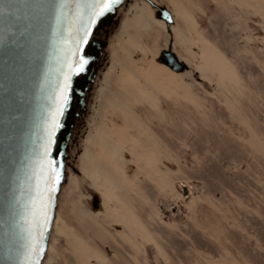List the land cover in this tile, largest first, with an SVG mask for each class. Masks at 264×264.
Here are the masks:
<instances>
[{
  "label": "rangeland",
  "instance_id": "1",
  "mask_svg": "<svg viewBox=\"0 0 264 264\" xmlns=\"http://www.w3.org/2000/svg\"><path fill=\"white\" fill-rule=\"evenodd\" d=\"M160 1L190 73L155 62L169 36L130 5L45 264H264V0Z\"/></svg>",
  "mask_w": 264,
  "mask_h": 264
},
{
  "label": "water",
  "instance_id": "2",
  "mask_svg": "<svg viewBox=\"0 0 264 264\" xmlns=\"http://www.w3.org/2000/svg\"><path fill=\"white\" fill-rule=\"evenodd\" d=\"M136 2L146 3L172 36L174 16L160 0H120L93 26L88 43L73 57L86 6L80 17L75 0H0V264H45L63 188L70 174L81 175L76 162L96 83L109 65L110 41L122 13ZM172 42L155 62L181 75L188 67L172 52ZM79 55L89 63L72 77L70 103L49 153L57 161L60 180L44 221L39 211L40 193L47 187L41 172L43 145L68 63ZM99 206L93 195L92 210ZM37 242L43 252L34 254Z\"/></svg>",
  "mask_w": 264,
  "mask_h": 264
},
{
  "label": "snow or ice",
  "instance_id": "3",
  "mask_svg": "<svg viewBox=\"0 0 264 264\" xmlns=\"http://www.w3.org/2000/svg\"><path fill=\"white\" fill-rule=\"evenodd\" d=\"M75 2L77 3V15L80 17L83 16L85 6L87 7V19L84 21L82 29H80L76 47L72 50L73 57H76L78 52H82L83 46L88 43L93 26L106 13L112 11L113 6L119 4L120 0H75ZM88 63V58L83 55H79L78 59H74L68 63V71L65 73L64 83L57 94L56 109L51 113L48 123L47 139L43 145L44 161L41 165L42 176L47 187L45 192L40 193L41 199L39 202V211L44 221L48 219V205L51 202L52 193L55 192V186L60 180V171L56 166L57 161L54 158H50L49 153L52 151V146L55 143L56 132L62 126L60 117L64 114L70 103L69 93L72 77L83 73ZM33 203L35 205L36 202L34 201ZM40 252H43V248L37 242L33 247V253L39 254ZM33 264H36V262L34 261Z\"/></svg>",
  "mask_w": 264,
  "mask_h": 264
},
{
  "label": "bare ground",
  "instance_id": "4",
  "mask_svg": "<svg viewBox=\"0 0 264 264\" xmlns=\"http://www.w3.org/2000/svg\"><path fill=\"white\" fill-rule=\"evenodd\" d=\"M139 3V5L140 6H142V7H144V8H146L149 12H150V14L152 15V17H153V12H152V10L150 9V7L146 4V3H141V2H138ZM171 13H172V11H171ZM172 15H173V13H172ZM174 16V15H173ZM159 24H161L163 27H164V29H165V25H164V23L163 22H161V21H158V20H156ZM171 31H172V33H173V29L171 28ZM159 66H161L162 68H165L166 70H168L166 67H164V66H162V65H159ZM168 71H170V70H168ZM171 72V71H170ZM57 222H58V213H57V217H56V220H55V223H54V226H53V230H52V233H53V231H54V229L56 228V226H57ZM51 237H52V235H51ZM50 241H51V239H50ZM49 250H50V245H49ZM49 250H48V252H49ZM48 255V254H47ZM47 258V257H46Z\"/></svg>",
  "mask_w": 264,
  "mask_h": 264
},
{
  "label": "flooded vegetation",
  "instance_id": "5",
  "mask_svg": "<svg viewBox=\"0 0 264 264\" xmlns=\"http://www.w3.org/2000/svg\"><path fill=\"white\" fill-rule=\"evenodd\" d=\"M165 32H166V29H165ZM168 35V34H167ZM169 36V35H168ZM171 39H174V35L172 34V36L170 37L169 36V41L171 40ZM174 41V40H173ZM169 44V43H168ZM167 48H168V45H167V47H165L164 49H162V50H160L159 52H158V55H157V57L159 56V54L162 52V51H165V50H167ZM172 52L176 55V57L178 58V60L180 61V62H182V63H184L187 67H188V69L184 72V73H182V74H185V73H190V67H189V65L182 59V58H180V56L174 51V49H173V42H172ZM181 74V75H182Z\"/></svg>",
  "mask_w": 264,
  "mask_h": 264
}]
</instances>
